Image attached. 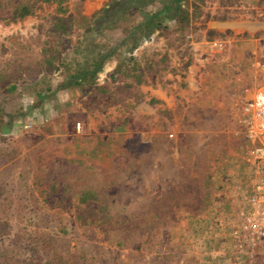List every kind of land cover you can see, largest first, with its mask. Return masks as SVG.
Returning <instances> with one entry per match:
<instances>
[{
	"label": "rangeland",
	"instance_id": "1",
	"mask_svg": "<svg viewBox=\"0 0 264 264\" xmlns=\"http://www.w3.org/2000/svg\"><path fill=\"white\" fill-rule=\"evenodd\" d=\"M110 52L117 69L75 87L86 111L62 103ZM158 80L182 86L147 118L140 85ZM263 85L264 0H0V264H209L252 185L244 106ZM89 117L118 150L78 156Z\"/></svg>",
	"mask_w": 264,
	"mask_h": 264
},
{
	"label": "built area",
	"instance_id": "2",
	"mask_svg": "<svg viewBox=\"0 0 264 264\" xmlns=\"http://www.w3.org/2000/svg\"><path fill=\"white\" fill-rule=\"evenodd\" d=\"M148 40H153L149 37ZM248 121L252 185L240 205L237 225L213 246L209 264H264V85L244 106Z\"/></svg>",
	"mask_w": 264,
	"mask_h": 264
},
{
	"label": "crops",
	"instance_id": "3",
	"mask_svg": "<svg viewBox=\"0 0 264 264\" xmlns=\"http://www.w3.org/2000/svg\"><path fill=\"white\" fill-rule=\"evenodd\" d=\"M160 40L162 41V38H160ZM196 49H198V45H196ZM175 63L176 59L171 62V65L173 66ZM107 65H109V67H106ZM105 67L106 69L103 70V73L101 72L102 75H100L99 78H103V76L107 78L110 69L113 70L115 67V69H117V64L115 62L107 61L104 68ZM197 70L198 64H195V66H191L190 72L192 73ZM165 77L166 78L163 81L166 82L169 78H173V75L167 74ZM189 81V87L193 90L197 89L198 86L201 85L197 84L198 80L193 75H189ZM165 82H161L160 80H158L156 84H151L148 81L147 83L143 82L140 85L142 93L141 113L143 115H147V118H151L150 115L155 113L157 110H168L172 105V100L175 98L178 86H182V84L179 83L165 84ZM64 93V97H71V101L64 102L66 100L63 99L64 97H62V103H67V105L70 107L75 106L77 103L80 108L82 107V111H86V104L83 103L85 97H79L80 101L78 100V96H81L79 88H69L65 90ZM60 96L61 95H59V97ZM119 134L120 133L115 129V127H107V125H105V127L101 126L97 123V121H95L94 118L89 117L86 123L84 134L74 137L73 143L75 142L76 144H78V156L94 158V156L96 154H99V152L104 148H115V150H118L120 144L122 143L120 141H123L122 139L119 140Z\"/></svg>",
	"mask_w": 264,
	"mask_h": 264
},
{
	"label": "trees",
	"instance_id": "4",
	"mask_svg": "<svg viewBox=\"0 0 264 264\" xmlns=\"http://www.w3.org/2000/svg\"><path fill=\"white\" fill-rule=\"evenodd\" d=\"M44 1H54L55 2L58 0H44ZM120 5L124 6L123 4H120ZM137 5H139V4H137ZM118 6H119V4H116L114 2V3H112V5H109L108 8H105L101 12L100 18H98L99 21H97L98 19L96 20L97 23H99L98 25L102 26L103 25L102 21H104L103 19L108 18L106 16V14H108V13L110 15L114 14L113 10H115ZM171 7L172 6H168L166 9H164L163 11H161L157 14H151V15L148 14L147 16H145L146 19H143V22L137 24L136 28L134 30H132V32L130 34L131 36L129 38L133 48H135L142 39H148L151 34L165 28L163 25V20L167 18L166 15H167L168 11H170ZM181 7H182L181 2L179 1L177 4H175L174 8L181 9ZM122 8L125 9L126 7L124 6ZM110 9H111V11H110ZM22 11L23 12L21 14V17L23 18V17L31 14L32 8L29 5H25V6H23ZM178 19L179 18H177V20ZM182 19H184V18L182 17L181 20ZM111 55H112V52L100 56V58L97 60H93L92 66H87L86 69L84 70L85 72H83V74L80 75V77L75 78L74 80H72V82H69L68 89L74 88V87H81L82 85L89 84V81L94 80L95 74H97L102 69L105 62L109 58H111Z\"/></svg>",
	"mask_w": 264,
	"mask_h": 264
}]
</instances>
